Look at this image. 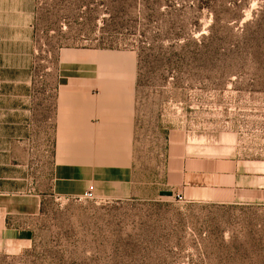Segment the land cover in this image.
<instances>
[{
	"label": "rangeland",
	"instance_id": "1",
	"mask_svg": "<svg viewBox=\"0 0 264 264\" xmlns=\"http://www.w3.org/2000/svg\"><path fill=\"white\" fill-rule=\"evenodd\" d=\"M170 147L233 188L185 196ZM5 210L0 264H264V0H0Z\"/></svg>",
	"mask_w": 264,
	"mask_h": 264
},
{
	"label": "crops",
	"instance_id": "2",
	"mask_svg": "<svg viewBox=\"0 0 264 264\" xmlns=\"http://www.w3.org/2000/svg\"><path fill=\"white\" fill-rule=\"evenodd\" d=\"M116 106L126 115H116L111 120L106 119L97 124L129 126L132 123V118L130 119V107H126L124 104ZM106 108L108 106L105 105ZM111 109H113L112 106ZM172 149L173 147H170L166 155L168 164L167 171L176 176V179H173L170 185L180 186L185 196L187 195L186 192H192V197L196 199L221 200L217 196L218 191L233 188L234 182L236 181L234 169H231L230 172H224L222 169L219 170L220 168L218 167L213 168L211 166L209 167V165L202 167L200 162L196 163L194 161L191 164L186 159L184 160L185 157L180 156L179 152ZM190 165L193 167V170L186 168ZM184 168L187 170H184ZM12 214L14 216L19 215L7 210L0 211V258H7L13 255L14 251L26 248L31 242V232L29 229L8 226V217Z\"/></svg>",
	"mask_w": 264,
	"mask_h": 264
},
{
	"label": "trees",
	"instance_id": "3",
	"mask_svg": "<svg viewBox=\"0 0 264 264\" xmlns=\"http://www.w3.org/2000/svg\"><path fill=\"white\" fill-rule=\"evenodd\" d=\"M135 0H114V2H116L117 4H130L132 2H134ZM147 1H151V2H157L158 0H147ZM181 7L178 9H175V11H182L183 9H186L183 5H180ZM228 21H223V23H227ZM217 24V20H213L211 22V24L208 26V30H209V35H207V37L211 36V32L214 30L215 26ZM186 27V24H179L178 29L180 31H184ZM205 37L203 35L200 36V39L203 40Z\"/></svg>",
	"mask_w": 264,
	"mask_h": 264
},
{
	"label": "water",
	"instance_id": "4",
	"mask_svg": "<svg viewBox=\"0 0 264 264\" xmlns=\"http://www.w3.org/2000/svg\"><path fill=\"white\" fill-rule=\"evenodd\" d=\"M161 195H163V196H171L172 195V193L171 192H161Z\"/></svg>",
	"mask_w": 264,
	"mask_h": 264
}]
</instances>
